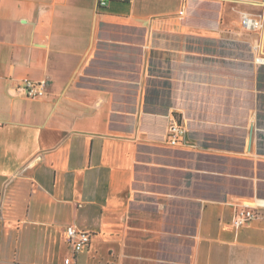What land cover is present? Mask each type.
Listing matches in <instances>:
<instances>
[{"label": "crops", "instance_id": "1", "mask_svg": "<svg viewBox=\"0 0 264 264\" xmlns=\"http://www.w3.org/2000/svg\"><path fill=\"white\" fill-rule=\"evenodd\" d=\"M258 58L264 0H0V264H65L69 226L76 264H264Z\"/></svg>", "mask_w": 264, "mask_h": 264}, {"label": "built area", "instance_id": "2", "mask_svg": "<svg viewBox=\"0 0 264 264\" xmlns=\"http://www.w3.org/2000/svg\"><path fill=\"white\" fill-rule=\"evenodd\" d=\"M106 4V0H98V7H103ZM243 27L248 32H255L262 27L260 20L253 18H245L243 20ZM259 63H264L263 58H258ZM22 88H18L25 97L30 99L42 98L46 94L47 82H34L29 79H23L21 81ZM166 142L171 146H178L185 144L184 141V128L179 119L175 116L170 118ZM258 213L251 208H242L236 211L234 218L231 221V227L233 229H239L258 217ZM64 237L68 247L70 248L71 255L64 261L65 264H76L75 258L78 254L84 252L91 240V234L86 231L78 230L73 226H69L65 229Z\"/></svg>", "mask_w": 264, "mask_h": 264}, {"label": "rangeland", "instance_id": "3", "mask_svg": "<svg viewBox=\"0 0 264 264\" xmlns=\"http://www.w3.org/2000/svg\"><path fill=\"white\" fill-rule=\"evenodd\" d=\"M178 119V118H177Z\"/></svg>", "mask_w": 264, "mask_h": 264}]
</instances>
